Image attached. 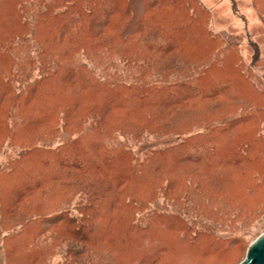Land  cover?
Here are the masks:
<instances>
[{"label": "trees", "instance_id": "1", "mask_svg": "<svg viewBox=\"0 0 264 264\" xmlns=\"http://www.w3.org/2000/svg\"><path fill=\"white\" fill-rule=\"evenodd\" d=\"M207 14L199 0H0V154L15 149L0 164V185L15 193L9 215L33 197L67 192L33 232L25 228L40 215L0 218L12 263L94 264L93 250L124 222L121 204L134 210L126 229L141 230L149 219L137 211L167 213L149 210L146 198L161 191L152 184L165 177L169 189L197 176L177 172L178 159L207 179L239 173L250 190L255 105L244 97L254 83L237 43L214 32ZM220 97L233 114L200 121L202 103ZM150 134L181 137L140 151L119 140ZM165 217L168 226L186 222L174 211Z\"/></svg>", "mask_w": 264, "mask_h": 264}, {"label": "rangeland", "instance_id": "2", "mask_svg": "<svg viewBox=\"0 0 264 264\" xmlns=\"http://www.w3.org/2000/svg\"><path fill=\"white\" fill-rule=\"evenodd\" d=\"M199 1L207 9L209 27L226 42L237 43L246 72L254 83L253 94L249 90L248 96L244 97L251 107L255 105L251 122L246 125L253 139L251 159L249 165L246 164L250 168V190L238 184L243 177L239 173H235L233 178L211 176L207 179L199 166L178 159L174 164L177 172L185 174L186 170H194L197 176L185 185H182L181 178L175 179L172 181L173 187L169 189H163L167 181L163 177L159 185L152 184L155 188L161 187V191L151 198H145L150 201V211H174L181 214L186 222L178 220L169 222L168 226L167 213L148 217L149 211L142 209L137 212L147 215V227L128 231L126 223L134 210L123 203L118 219L123 218L124 222L113 226L107 237L108 242L103 246L101 243L98 249L93 250L94 264H239L245 258L248 246L264 232V0ZM234 107L233 102L221 97L209 101L207 106L203 102L198 118L200 121H209L211 111L215 113L214 116H218L215 120L218 122L225 117L223 115L233 114L237 108ZM186 118L184 124L192 122L194 113L189 112ZM26 131L33 132L31 128ZM180 137L176 134H150L136 143L128 137L120 136L119 140L128 142L135 151H140L151 145L165 146L178 142ZM63 138H66L65 134ZM14 150L9 147L1 153L0 164L13 155ZM147 188L144 185L141 189L146 191ZM240 193L242 196H238V202L235 195ZM208 194L214 196L215 200L221 199L220 202L206 203ZM14 195L8 186L0 185V218L9 221L12 217L16 221L23 216L40 215V220L32 221L25 228L27 232H33L44 225V216L63 207L67 192L55 189L44 196L33 197L19 208L15 216L9 215ZM75 201L76 198L72 200ZM108 218L109 215L103 216L105 225ZM8 233L0 226V264H21L10 261L7 247L9 238L5 236ZM59 259H63L62 253L52 255L50 261Z\"/></svg>", "mask_w": 264, "mask_h": 264}, {"label": "water", "instance_id": "3", "mask_svg": "<svg viewBox=\"0 0 264 264\" xmlns=\"http://www.w3.org/2000/svg\"><path fill=\"white\" fill-rule=\"evenodd\" d=\"M239 264H264V232L248 246L246 256Z\"/></svg>", "mask_w": 264, "mask_h": 264}]
</instances>
